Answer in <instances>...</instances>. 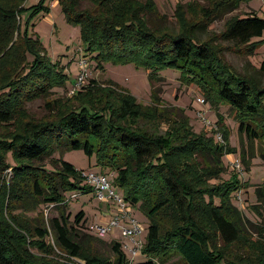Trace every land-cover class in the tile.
Masks as SVG:
<instances>
[{"label": "trees", "instance_id": "trees-1", "mask_svg": "<svg viewBox=\"0 0 264 264\" xmlns=\"http://www.w3.org/2000/svg\"><path fill=\"white\" fill-rule=\"evenodd\" d=\"M22 1L0 0V45L5 50L11 42L6 55L19 59L0 67V126L15 123L13 133L0 137V169L12 172L9 187L0 178V264H65L31 254L30 248L41 250L47 246L43 239L49 234L70 256L80 257L83 264H156L155 256L163 259L172 253H177L185 264H264L261 242H253L254 261L244 258L241 252L239 259H231L213 246L209 236L211 229L230 243L237 239L240 223L244 225L247 220L229 199L232 192L240 189L237 178L209 183L220 178V156L231 151L225 143L229 132L221 125L220 115L217 122L222 127L224 144H215L204 134L197 135L182 113L164 132H149L139 121L157 114L154 105L137 103L112 81H107L109 86H101L91 79L82 90L74 91L78 105L53 119L26 122L18 130L22 103L45 95L61 86L63 80L57 68L43 60L38 40H28L24 36L26 28L20 35L18 16L25 9ZM56 1L67 20L81 26L86 49L97 65L101 66L103 60L133 61L150 68L151 100L157 99L160 89L156 69L178 68L187 81L197 84L212 106L228 104L235 111L238 131L245 132L248 141L256 140L264 157V83L235 73L210 44L215 36L203 39L200 35L213 18L237 7L241 0H208L210 7H201L194 20L184 16L181 4L174 13L180 23L176 32L145 24L144 13L152 16L158 12L153 0H87L90 7L81 6L84 0ZM128 4L135 7L128 11ZM195 4L184 5L191 8L192 17L196 14ZM29 8L31 17L43 4ZM263 30L264 18L250 10L245 16L229 19L218 37L243 46L250 54L258 45L252 38L260 37ZM26 49L33 52V60L26 58ZM259 69L264 73V60ZM95 91L105 97L103 104L94 100ZM70 149L94 155L102 169L113 170L116 174L112 182L121 187L123 200L137 205L146 216V235L140 249L145 258L130 263L117 240L110 242L113 260L82 254L81 243L92 235L85 230L83 210L75 214L67 211L68 199L74 196L72 192H89L92 187L83 183V171L64 160L62 154L53 156L56 151ZM44 157L50 158V168L33 164ZM262 192L263 188L256 189L257 198ZM214 196L219 198L218 205L212 202ZM5 199L7 210L14 203H21L24 210L41 203L54 207L57 214L49 218L50 231L44 224L34 225L37 238L28 240L21 233L22 220L13 215L8 220L14 221L5 219Z\"/></svg>", "mask_w": 264, "mask_h": 264}, {"label": "rangeland", "instance_id": "rangeland-1", "mask_svg": "<svg viewBox=\"0 0 264 264\" xmlns=\"http://www.w3.org/2000/svg\"><path fill=\"white\" fill-rule=\"evenodd\" d=\"M137 3H144L146 0H135ZM43 4L42 9L29 17L30 6ZM187 3H196L194 5L196 14L192 17L191 8L184 6ZM153 4L157 9V13L148 16L144 13L143 17L147 21L148 27L155 29H168L176 32L180 29V23L177 22L175 10L179 5L183 4L184 16L189 20H194L199 16L201 7H210L208 0H153ZM21 5L25 8L18 16V28L20 35H24L28 40L37 39L43 60L53 65L62 74L63 80L61 86H56L49 90L43 96H39L22 103V111L18 114L20 122L16 123L18 130L26 122H40L58 117L62 112L78 105V102L71 93V89L75 86V81L80 70L84 67L87 77L84 79L86 86L91 79L101 84V86H109L107 81L116 83L120 88L134 98L137 103L144 106L154 105L156 108L155 116L146 115V120L139 121V124L149 132H164L169 128L171 121L178 120L179 116L185 114L189 120V124L193 131L199 135L204 134L205 137L212 140L215 144H224L222 127L226 128L228 144L231 151L224 152L220 156L222 171L220 178H213L209 183H218L231 181L237 178L240 182V189L229 195L230 203L237 207L247 218L244 225H239L237 239L230 243H226L223 238L216 232L213 233L208 229L210 239L214 247L218 248L222 254L231 259H239L240 252L244 258L249 257L254 261V253L256 246L253 242L258 241L264 245V157L260 155L263 151L261 145L254 140L248 141L245 132L238 131V123L234 117L235 111L230 109L228 104H220L217 108L205 99L199 90L197 84L187 81L182 75L181 70L169 66H161L156 69L155 76L160 77L157 92V99L151 100V82L148 78L150 68L142 63L133 61L128 62H112L103 60L101 66L97 65V61L93 58V54L88 52L86 44L82 39L81 26L78 23L69 22L64 12L56 0H23ZM82 7L91 6V3L84 0ZM135 4H128L125 8L130 11ZM250 10H253L259 17L264 18V0H241L239 5L232 10H223L218 16L212 19L211 23L205 30H201V38L206 39L215 36L210 40L212 47L216 50L217 55L223 63L229 66L235 73L245 74L252 77L259 83H264V73L259 69L260 62L264 60V30L260 37H254L251 41L257 40L258 45L252 53L248 54L243 46H235L231 42L225 41L218 37L223 31L226 22L233 16H245ZM29 17V18H28ZM28 18V19H27ZM27 24V25H26ZM11 42L2 49L0 45V67L19 61L17 56L6 55ZM3 50V51H2ZM33 52L26 49L25 56L29 60H33ZM81 60L85 63L81 64ZM1 78V72H0ZM1 81V79H0ZM83 87H80L82 90ZM86 91V89H84ZM94 100L99 103L104 102L105 97L100 92L93 93ZM89 99V97H86ZM204 99L200 102L199 99ZM264 103V101H263ZM218 115L222 117L221 125L217 122ZM14 124L10 123L6 126H0V137L8 136L14 131ZM62 154L64 160L72 163L77 169L83 173L94 172L103 173L108 178L110 187L123 195L120 186L112 182L115 172L109 168L102 169L101 165L96 162L95 156H86L81 150H65L60 153L56 151L53 156L58 157ZM50 158L44 157L42 160L33 161L35 165H42L50 168ZM234 161L239 162V166L235 167ZM203 165H200L202 167ZM0 178L4 180L5 186L9 187L12 178V172L8 168L3 170ZM85 183V181H83ZM263 188L262 195L257 198L256 189ZM75 195L69 198L67 211L75 214L79 210H83L85 230L92 236L85 238L81 243L82 254H96L104 258L113 260V252L110 249L111 240L120 241L127 247L134 246L135 241L145 240L147 218L139 210L137 205H128L126 207L138 225L142 228L140 233L134 235V241L122 235L121 226H127L125 219L120 218L118 225L114 226L104 237H98L95 234L96 226L106 227L111 218L121 213L118 203L113 198L100 200L94 195V192H72ZM208 200V196L205 195ZM213 204H219V198L214 196ZM5 209L7 200L5 199ZM21 203H14V206L5 211V219L13 215L16 220H22L24 228L21 233L25 234L28 240L37 238L33 231L34 225L44 224L47 229L49 226L50 216H55L57 210L52 206H46L42 203L31 209H22ZM50 231V229H48ZM47 246L44 249L38 247L30 248L31 254L37 258H51L65 264H83L80 257H73L66 250L58 246L53 240L52 235L46 236L44 239ZM35 245H39L34 241ZM130 263L145 258L139 254L133 259H129L126 248L123 249ZM156 264H185L177 253H172L166 258L161 259L155 256L153 258ZM240 263V261L238 262Z\"/></svg>", "mask_w": 264, "mask_h": 264}, {"label": "built area", "instance_id": "built-area-1", "mask_svg": "<svg viewBox=\"0 0 264 264\" xmlns=\"http://www.w3.org/2000/svg\"><path fill=\"white\" fill-rule=\"evenodd\" d=\"M85 61L81 60V64H84ZM87 77V72L85 71V68L83 67L80 72L78 73V76L75 81V86L72 87L71 93H74L75 90L80 89L82 85L84 84V79ZM200 102H204V99H199ZM235 167L239 166L238 161H234L233 164ZM84 176V181L86 184L90 185L92 187V192H94V195L97 196L98 199L102 200L105 197L107 198H113L118 203V206L121 209V213H119L117 216L110 219L108 226H96L95 228V234L98 237H104L114 226L118 225L119 219H125L128 223L127 226H121V232L122 235L125 237H128L130 240L134 241V235L140 233L142 228L138 225L137 221L131 217L129 214V210L126 209L128 206V203H126L123 200L122 196H119L117 192H115L111 187L110 183L108 181V178L103 173H94V172H88V173H82ZM75 195V194H73ZM142 241H135L134 246L127 247L126 244L122 245V248H126L128 252L129 259H133L136 256H138L140 253V249L142 246Z\"/></svg>", "mask_w": 264, "mask_h": 264}]
</instances>
